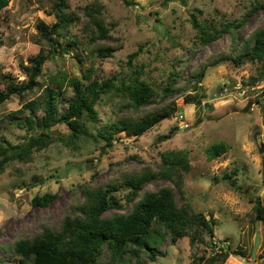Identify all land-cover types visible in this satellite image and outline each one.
I'll use <instances>...</instances> for the list:
<instances>
[{
	"label": "rangeland",
	"instance_id": "374dc122",
	"mask_svg": "<svg viewBox=\"0 0 264 264\" xmlns=\"http://www.w3.org/2000/svg\"><path fill=\"white\" fill-rule=\"evenodd\" d=\"M67 1L69 9L77 16L70 35L75 41H70L61 54L45 61L43 74L38 78L42 86L50 82V74L63 71L68 77L81 75L88 66L95 69L93 77L111 75L125 66L127 54L140 44L141 50L134 60L144 64V75L152 82L163 80L174 59L182 67L181 74H188L208 55L227 49L229 42V35L224 32L219 38L195 48L190 11L200 7L201 16L209 17L217 8L229 17H237L251 0H169L162 7L156 5L159 0H134L133 4L98 0L103 4L105 20L114 25L110 36L92 42H88L83 29L86 16L82 7L93 0ZM155 14L159 21H155ZM41 20L47 23L55 20L50 0H8L0 9V72H10L16 80L25 77L19 60L26 62V57L38 50L37 23ZM259 24H264L263 7L248 16L238 30V39L246 37ZM97 46H110L112 54L99 56L96 50L92 53L90 48ZM5 85L0 78V89ZM66 87L71 95L72 87ZM40 91L41 88L38 93ZM191 91L187 87L165 97L163 102L174 99L175 112L142 134L118 130L111 145L102 146L103 139L88 138L77 150L53 142L35 151L29 161H14L0 171V256L9 258L6 246L16 237L37 230L44 222L58 224L65 207L72 200L82 199L79 183H105L118 177L121 171L139 169L145 163L156 167L161 150L185 148L191 167L183 174L184 195L194 210L202 211L212 221L213 235L206 234L205 241L193 244L187 235L172 241L171 235L163 232L162 225H153L151 239L157 240L156 254L151 260L150 249L145 247L140 252L143 264H189L194 255L206 256L217 245L228 251L222 264H247L245 259H253L251 264H264V221L252 219L253 201L249 198L259 195L264 200L263 66L257 59H245L239 64L222 61L207 68L194 92L195 97L186 100ZM67 98L59 104L60 110L66 107ZM21 105L16 94L0 103V121L3 122L0 132L10 142L22 141L30 133L15 119L7 118L10 111ZM96 108L97 124L114 117L110 98L103 97ZM89 124L92 128V122ZM60 127L68 130L64 124ZM170 130H173L170 137L161 138V134ZM218 140L228 144L227 150L209 157L207 146ZM19 167L21 171L16 170ZM226 173L235 177L241 187L231 186L230 178L224 176ZM34 176L43 180L37 182ZM157 183L168 181H151L147 186L155 188ZM46 190L56 192L48 204L31 203L35 193ZM116 192L121 196L124 190ZM181 200L177 193V203ZM256 233L258 244L252 256ZM122 264H136V261L132 258Z\"/></svg>",
	"mask_w": 264,
	"mask_h": 264
},
{
	"label": "trees",
	"instance_id": "16d2710c",
	"mask_svg": "<svg viewBox=\"0 0 264 264\" xmlns=\"http://www.w3.org/2000/svg\"><path fill=\"white\" fill-rule=\"evenodd\" d=\"M122 1L125 4L136 2ZM168 1L159 0L156 5L162 7ZM7 2L0 0V9ZM260 7L264 8V0H251L248 8L237 17H229L217 8L212 16L203 17L202 9L194 7L189 16L195 29L194 47H201L224 32L228 33L229 42L227 49L208 55L188 74H181L182 67L174 59L163 80L152 82L144 75V64L134 60L141 50L140 44L127 54L125 66L111 75L93 77L95 69L88 66L81 75L68 77L63 71L50 74V82L42 86L38 78L43 74L45 61L61 54L70 41H75L70 39V35L71 26L77 20L67 0H50V10L54 12L55 20L37 23L36 41L39 48L26 57V62L19 60L25 77L16 80L10 72H0V78L6 82L5 87L0 89V103L13 94L22 102L21 107L10 111L7 118L15 119L30 132L26 139L18 142H10L0 132V171L14 161H29L35 151L53 142L77 150L88 138L95 141L103 139L102 146L111 145L118 130L135 135L144 133L175 112L174 99L163 102L169 94L189 87L192 91L186 100L195 97L194 92L211 65L225 60L239 64L245 59H257L264 70V24L257 25L241 40L237 37L239 28L248 16ZM82 9L86 16L83 29L88 42L111 35L114 23L105 20L100 1L87 2ZM154 19L160 20L157 14ZM90 50L92 53L96 50L99 56L112 54L110 46H97ZM66 86L72 87L71 95L67 93ZM39 88L41 91L38 93ZM105 96L111 99L114 117L97 124L96 104ZM64 97H68L66 107L60 110L59 104ZM144 104L152 105L141 107ZM89 122H92V128ZM2 124L0 121V127ZM61 124L68 130L63 131ZM172 134L173 130H170L161 134V138H168ZM227 148L225 141L218 140L208 145L206 151L209 157H214ZM159 155L156 167L145 163L139 169L123 170L118 177L105 183H79L82 199L72 200L65 207L60 222H44L37 230L16 237L6 246L10 259L0 256V264H122L132 258L136 264H143L140 252L145 247L150 249L151 260L156 254L154 244L157 240L151 239L153 225H162L163 232L169 233L172 241L184 235L189 237L192 244L205 241L206 234L213 235L212 221L202 211L192 208L183 191V174L191 167L187 150L166 148ZM16 170L21 171L20 167ZM235 171H232L233 174ZM224 176L230 178L231 186L241 187L235 177L227 173ZM161 179L168 183H157L155 188L147 186V183ZM33 180L40 182L43 178L34 176ZM119 190H124L121 196L116 192ZM177 193L182 199L180 203L176 201ZM55 196L56 192L49 190L35 193L31 203L46 205ZM249 198L253 201L252 219L264 221V200L259 195ZM227 256V249L217 245L206 256L194 255L189 264H222Z\"/></svg>",
	"mask_w": 264,
	"mask_h": 264
},
{
	"label": "water",
	"instance_id": "95a60500",
	"mask_svg": "<svg viewBox=\"0 0 264 264\" xmlns=\"http://www.w3.org/2000/svg\"><path fill=\"white\" fill-rule=\"evenodd\" d=\"M248 104L249 103H247V105H245L244 108H247ZM257 244H258V233L255 234V237H254V240H253V247H252V253H251L252 256H254V254H255V250H256ZM245 261H246L247 264H251L253 262V259L252 260L245 259Z\"/></svg>",
	"mask_w": 264,
	"mask_h": 264
}]
</instances>
